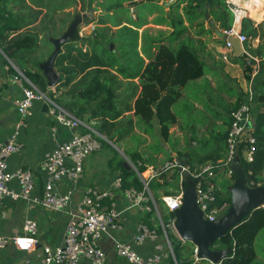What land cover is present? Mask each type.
<instances>
[{
	"label": "trees",
	"instance_id": "obj_1",
	"mask_svg": "<svg viewBox=\"0 0 264 264\" xmlns=\"http://www.w3.org/2000/svg\"><path fill=\"white\" fill-rule=\"evenodd\" d=\"M161 2L170 5L166 7ZM147 5L153 8L149 9ZM124 7L134 9L132 19L108 26L106 21L110 13ZM92 8L102 10L98 20L101 27L81 37L79 30L87 22H76L77 17L87 10L91 14ZM153 13L157 14L154 23L168 29L157 30L154 35L147 29L140 34L147 24L146 16ZM233 23L234 16L226 0H0V51L16 61L21 72L49 98L84 123L86 120L95 121L96 127L104 130L108 137L125 114L132 113L142 123L151 125L157 122L162 138L168 141L170 130L179 122L174 105L182 98L189 82L204 75L205 62L200 54L206 44L197 37L212 36L213 27L229 30ZM73 25V37L60 45L54 62L60 81L55 91H49L41 66L55 51L54 42ZM112 28L117 29L112 31ZM241 33L247 38V50L263 58L264 20L256 26L251 18L244 19ZM258 38L261 42L254 48L252 43ZM112 44L113 50L110 48ZM48 47L52 49L48 51ZM245 63L246 60H242V64ZM261 70L264 73V60ZM244 71L250 80L253 67L246 66ZM135 79H139V84L134 82ZM121 93L125 97L118 101ZM258 101L264 104V91ZM253 123L254 160L244 162L243 166L248 183L257 187L264 185V112L259 113ZM83 132L89 130L83 128ZM226 137L227 132H216L213 140L218 147L202 153L197 150L189 152L187 165L195 170L208 162L218 163L228 151ZM170 158L168 155L167 159ZM149 163L147 160L140 171L144 172ZM121 171L125 188H143L135 171L127 170L125 165ZM219 171L226 172V169L221 167ZM235 177L222 178L218 183L220 189L215 190L218 204L228 203V209L232 206L231 187ZM180 181L178 170L168 171L150 180L149 187L155 199L163 204L161 197L176 193ZM143 217L153 228V213ZM171 217L169 214V219ZM157 229L162 234L161 228ZM263 229L264 208H260L218 239L211 249L228 252L220 264H260L255 242ZM169 238L178 264L195 262V248L190 243H184L172 232H169ZM200 264L210 263L200 260Z\"/></svg>",
	"mask_w": 264,
	"mask_h": 264
},
{
	"label": "built area",
	"instance_id": "obj_2",
	"mask_svg": "<svg viewBox=\"0 0 264 264\" xmlns=\"http://www.w3.org/2000/svg\"><path fill=\"white\" fill-rule=\"evenodd\" d=\"M226 2L233 13L234 23L224 32L229 36L237 37L244 45L247 38L241 33L242 24L244 19L251 17V14L245 6H241L235 0H226ZM244 8L246 12L240 19V25L236 26L237 19ZM83 33L82 30L79 31L81 37ZM225 42L226 51L222 52V58L225 61L234 60L237 57L234 56L232 44L228 40ZM240 56L246 60L247 65L256 67L251 73L246 100L231 112V124L226 137L228 151L224 160L216 164L208 162L192 170L189 165L181 161L183 159L174 157L163 166H149L144 172L140 171L144 164L134 165L129 162L128 166L135 171L143 184L142 189L135 186L125 188L124 179L119 175L110 187H86L79 197L80 185L85 178L86 159L101 148L95 131L65 107L49 98L6 56L16 70L12 76V82L21 88L22 96L14 101L20 115L14 132L8 141H0V205L5 200L25 202L30 208L42 207L52 212L64 213L67 221L61 245L41 244L38 222L27 219L22 229L15 230L10 237L0 235V250L12 245L21 251L35 253L34 259L29 257L22 264H80L82 260H87L91 264H107L108 255L102 246V240L107 238L112 243L115 253L128 264H173L172 261L178 264L169 232L179 236L174 213L183 204L188 180L197 182L196 202L203 213V219L214 222L222 218L229 210L228 203L218 204L215 195L217 187L213 181L218 170L225 167L227 176L231 178L236 175V166L242 161L248 163L254 160L256 139L251 133L252 129L247 126L253 121L252 108L256 97L254 79L257 76L260 61L245 46ZM10 68V66L7 67V69ZM37 101L48 105V114L58 126L72 131L68 140L57 143L55 148L46 155L42 164L46 181L40 194L34 193L36 184L30 170L19 168L11 171L8 166V160L22 150L19 136L27 127L26 118L31 115V110ZM83 128L89 132L79 133V130ZM57 130L58 128H53L54 135ZM174 170L179 171L181 181L176 193L161 197L163 206L172 216L164 222L159 203L150 190L149 182L165 172ZM14 182L19 184V189L13 187ZM250 185L255 187L253 184ZM60 187H64L65 190L62 191ZM122 204L124 209H121ZM131 210H137L142 214L154 213L157 226L151 228L143 220L139 221L130 240L123 241L119 238V234L124 230L123 214ZM158 227L161 228L162 234ZM148 242L153 243L154 253L145 256L137 251V247L144 246ZM197 255L198 249L195 248V261L199 260Z\"/></svg>",
	"mask_w": 264,
	"mask_h": 264
},
{
	"label": "crops",
	"instance_id": "obj_3",
	"mask_svg": "<svg viewBox=\"0 0 264 264\" xmlns=\"http://www.w3.org/2000/svg\"><path fill=\"white\" fill-rule=\"evenodd\" d=\"M262 2V1H261ZM162 3V2H161ZM160 3V4H161ZM264 4V2H262ZM132 15L135 14L134 9L132 8ZM259 11L255 13L253 21L256 22V26L261 24L264 20V15L259 16ZM157 14L153 13L151 15L146 16V25L149 24L148 19H152V23L159 28H144V30H149L150 34H155L157 30H167L168 28L165 26H159L154 23ZM145 25V26H146ZM220 30V29H218ZM216 30L214 34L211 36L207 34L204 37H197L202 39L205 44V54L201 53L200 56L206 61L205 65L208 66L209 70H211L215 77H223L222 79L225 80L226 86L228 90H231V94H224L223 100H225V111L227 112L224 119L219 120V125L222 126V130L219 132H227L230 128L231 124V112L238 108V106L246 100L247 96V89L249 85V80L246 77V72L244 68L246 66H252L253 70L256 67L255 65H245L242 64L243 57L238 56L234 60L225 61L222 58V52L226 51L225 45L226 42L224 40H219L216 37ZM142 31V32H143ZM224 31V30H223ZM140 32V34H142ZM206 37H209V42L206 41ZM260 39H256L253 41L252 45L254 48H257L260 44ZM245 46V44H244ZM246 47V46H245ZM154 49H151L153 52ZM260 62L258 66L257 76L254 79V91L256 94L255 101L253 104L252 112H253V121L255 117L259 113L264 112V104H261L258 101L259 96L263 93L264 87L262 86V80L264 77V73L261 70V62L264 60V57H257L255 56ZM9 59V58H8ZM6 55L0 51V64L1 70L0 72V141L6 142L10 138L11 134L14 132L15 126L20 119V115L18 113L17 107L14 101L22 96L21 88L12 82V76L16 72V70L12 67L9 60L14 64L16 68H19V64L16 61L11 59L8 60ZM242 59V60H241ZM145 61L148 62V59L145 58ZM10 66V69L7 67ZM245 66V67H244ZM21 71V70H20ZM204 75H205V67H204ZM203 75V76H204ZM202 76V77H203ZM201 77V78H202ZM199 78L198 80H200ZM134 82L139 84V79H135ZM211 87H215V82L212 81ZM49 91H55V88L48 87ZM140 92V90H139ZM183 96V95H182ZM45 102L37 101L34 103V106L31 110V115L26 118L27 127L23 129L19 136V141L22 144V150L20 153L14 155L8 160V166L11 171H15L19 168L28 169L32 172L34 181L36 184L35 192L36 194H40L44 188L45 181H46V174L42 167V164L46 158V155L50 153L57 143L63 142L68 140L71 135L72 131L67 130L66 128L58 126L53 118L49 116L48 112L44 108ZM132 115V113H130ZM133 116V115H132ZM134 117V116H133ZM254 126V123H253ZM53 128H58L56 135L53 134ZM83 132V129L79 130ZM195 147L197 146L195 143L193 144ZM193 147V148H195ZM218 147V143L214 142L212 149L214 150ZM192 149L186 148L182 152H173L171 154V158L167 161L171 160L174 157H178L183 159V161L187 164V155L189 152H192ZM227 154L220 160H224ZM166 161V162H167ZM219 161V162H220ZM165 162V163H166ZM218 162V163H219ZM141 164H144L140 162ZM139 163V164H140ZM243 161L237 165V170L243 166ZM86 167V166H85ZM226 169V168H225ZM227 172V169H226ZM226 172H221L218 170L217 176L214 179V183L216 187L219 188V184L222 181V178H228ZM121 175V173H113L109 176L106 180H97L95 182H86V175L84 181L81 184H87L85 187H80L81 190L78 193V197L80 196L81 192L86 187L97 186L102 188H108L115 180L117 176ZM13 187L15 189H19V184L14 182ZM64 187L66 185L64 184ZM64 187H60L62 191H64ZM121 209H124V205L122 204ZM0 235L10 237L15 230H21L24 222L27 219L35 220L38 222L40 226V243L41 244H49L53 246L61 245L65 235V228H66V221L67 216L64 213L59 212H52L42 207L30 208L25 202H13L11 200H5L0 205ZM145 214H141L137 210L125 211L123 214V226L124 230L122 233L119 234V238L123 241H128L131 238V234L134 233L136 225L139 221H144ZM19 221V224L16 223ZM145 222V221H144ZM154 226H156L155 222L153 221ZM5 228V234H4ZM264 230V229H263ZM180 240V236L176 235ZM190 245L196 248L192 243ZM102 246L104 247L107 255L108 261L107 264H128L126 261L119 257L113 248L112 243L107 239L102 240ZM14 251L19 252L22 257L15 261V264H22L27 258H35V253L31 254L30 252L21 251L16 247L10 245L5 249H1L0 252L5 253L0 258V264H7V259L9 258L8 255L13 254ZM137 251L142 255L149 256L154 253V245L151 242L146 243L144 246L137 247ZM258 254V253H257ZM257 262L260 264H264V258L260 256L257 257ZM212 264L211 262H209ZM80 264H91L87 260H82ZM192 264H200V260L195 261Z\"/></svg>",
	"mask_w": 264,
	"mask_h": 264
},
{
	"label": "rangeland",
	"instance_id": "obj_4",
	"mask_svg": "<svg viewBox=\"0 0 264 264\" xmlns=\"http://www.w3.org/2000/svg\"><path fill=\"white\" fill-rule=\"evenodd\" d=\"M147 7L149 9L153 8L152 5H147ZM78 8L80 9V7ZM91 11V14L87 10L78 15L81 17L82 23L87 22L79 30L84 32L82 37L92 34L96 28L101 27L98 24V20L101 18L102 10L92 8ZM257 11H259V16L264 15V4L261 1ZM132 14V10L129 7L121 8L110 13L106 21L107 25L113 27L115 23L128 22L132 19ZM152 19H148L149 24L144 26L140 32L144 28H159L152 23ZM206 25L208 26V24ZM116 29L112 28V31ZM212 29L213 34L218 30L217 27H213ZM220 31L223 30L220 29ZM205 40L209 42L210 39L206 37ZM45 45L46 43L44 42L43 47ZM141 45L142 42L140 41V47ZM190 45L193 46L195 44ZM201 53L205 54L204 51ZM0 72L2 73L1 64ZM222 78L219 76L215 77V74L205 65V75L200 80L189 82L183 90L182 98L173 107L179 122L178 125L170 130L171 136L168 141L162 138L157 122L148 125L140 122L139 119L132 117L130 114H125L109 137L104 130L96 127L95 121L88 122L86 120V125L95 131V136L98 137L101 148L90 154L86 159L85 181L106 180L113 173H122L121 167L124 165L128 167L129 162L138 165L140 162L147 163V160H150L151 164H147V167L163 166L168 160V155H171L173 152H182L186 148L193 151L197 150L200 153L210 151L215 142L213 140L214 134L222 130V126L218 124L219 120L224 119L227 113L221 112L223 109L225 111L226 105L223 95L226 93L231 94V90H228L225 80ZM212 81L215 82V87H211ZM124 97V94L121 93L118 101H122ZM194 143L197 145L196 147L193 145ZM135 154L136 157L134 156ZM169 177H171V173ZM85 185L87 184H81L80 187H85ZM158 203L163 220L167 222L169 214L163 204L161 202ZM153 216L156 218L154 213ZM155 218L154 222L156 224ZM18 224L19 221L16 225ZM3 231L5 234V228ZM255 248L258 256L264 258V230L259 233L255 242ZM3 255L5 253L0 252V258ZM8 257L7 262H9L7 264H15V261H18L22 255L14 251Z\"/></svg>",
	"mask_w": 264,
	"mask_h": 264
},
{
	"label": "water",
	"instance_id": "obj_5",
	"mask_svg": "<svg viewBox=\"0 0 264 264\" xmlns=\"http://www.w3.org/2000/svg\"><path fill=\"white\" fill-rule=\"evenodd\" d=\"M162 5L169 7L170 3L162 2ZM92 13V11H90ZM82 21L81 17H77L76 22ZM83 22V21H82ZM74 34V25L59 40L54 42L55 51L41 68L48 80V85L55 88L60 77L54 69L55 59L60 51V45L70 40ZM216 37L219 40H228L231 42L234 56H240L243 50V44L237 37L229 36L224 31H217ZM111 50L114 49L113 44ZM45 110L48 112V105L45 104ZM253 128L252 122L247 126ZM184 164L185 161L181 160ZM127 170H132L130 166H126ZM235 181L231 187L232 206L228 212L220 219L210 222L203 219V213L197 205V192L194 180H188L183 204L180 209L175 211L176 230L184 243H192L198 249V259L207 260L212 264H220L227 256V251L217 252L211 249L215 242L222 236L230 232L236 225L241 223L245 218L249 217L256 209L264 208V185L253 187L248 183L245 167L241 166L236 170Z\"/></svg>",
	"mask_w": 264,
	"mask_h": 264
},
{
	"label": "bare ground",
	"instance_id": "obj_6",
	"mask_svg": "<svg viewBox=\"0 0 264 264\" xmlns=\"http://www.w3.org/2000/svg\"><path fill=\"white\" fill-rule=\"evenodd\" d=\"M235 1L239 2L241 6H245L246 9L249 10L251 17L255 15L260 4V0H235ZM245 12H246L245 8L241 10L239 18L237 19L236 26L240 25V19L241 17L244 16Z\"/></svg>",
	"mask_w": 264,
	"mask_h": 264
}]
</instances>
